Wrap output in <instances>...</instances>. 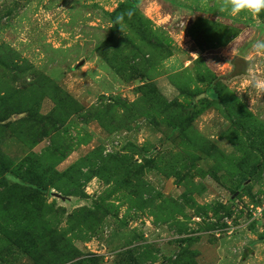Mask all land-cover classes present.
Segmentation results:
<instances>
[{"label":"rangeland","instance_id":"obj_1","mask_svg":"<svg viewBox=\"0 0 264 264\" xmlns=\"http://www.w3.org/2000/svg\"><path fill=\"white\" fill-rule=\"evenodd\" d=\"M222 4L0 0V264H264V11Z\"/></svg>","mask_w":264,"mask_h":264},{"label":"clouds","instance_id":"obj_2","mask_svg":"<svg viewBox=\"0 0 264 264\" xmlns=\"http://www.w3.org/2000/svg\"><path fill=\"white\" fill-rule=\"evenodd\" d=\"M226 8H230V13L234 17L242 12L250 13L255 17L264 11V0H223L220 10L224 11ZM125 15L131 16V13H122L117 16L116 22L120 23ZM251 49L257 56H264V40L257 39L251 42ZM248 73L252 76L251 84L257 94H264V75L255 73L251 62H249ZM253 103L254 101L251 99V104Z\"/></svg>","mask_w":264,"mask_h":264},{"label":"trees","instance_id":"obj_3","mask_svg":"<svg viewBox=\"0 0 264 264\" xmlns=\"http://www.w3.org/2000/svg\"><path fill=\"white\" fill-rule=\"evenodd\" d=\"M139 0H132L133 3H136L138 2ZM239 59V58H238ZM238 59L235 60L234 64L238 67L239 64H238ZM244 71H239L238 69H236V71L233 72V75H237L238 73H243Z\"/></svg>","mask_w":264,"mask_h":264}]
</instances>
